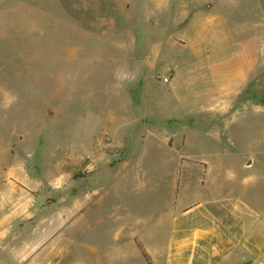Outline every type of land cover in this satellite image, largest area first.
Wrapping results in <instances>:
<instances>
[{"label": "rangeland", "instance_id": "obj_1", "mask_svg": "<svg viewBox=\"0 0 264 264\" xmlns=\"http://www.w3.org/2000/svg\"><path fill=\"white\" fill-rule=\"evenodd\" d=\"M157 1L0 0V156L40 173L32 194L6 179L0 218L17 198L20 218L66 223L62 210L78 194L54 188L91 192L81 221L55 226L53 264H81L94 247L112 255L133 223L146 230L168 204L174 144L199 150L192 130L207 122L222 81L212 60L223 53L240 96L230 104L242 113L233 133L264 132V0H225L196 16L197 0H165L168 19ZM174 35L177 62L167 54Z\"/></svg>", "mask_w": 264, "mask_h": 264}, {"label": "crops", "instance_id": "obj_2", "mask_svg": "<svg viewBox=\"0 0 264 264\" xmlns=\"http://www.w3.org/2000/svg\"><path fill=\"white\" fill-rule=\"evenodd\" d=\"M197 1L194 16L205 9L216 12L225 0ZM171 4L172 1L158 0L154 10L161 19H168ZM196 33L191 31V35ZM175 40L174 35L167 54L177 62L181 55L172 53L178 44ZM151 49L148 61L155 59V48ZM212 65L222 70V81L213 89L214 103L207 122L192 130L203 138L199 150L192 154L179 151L188 139L174 144L178 152L170 158L175 169L169 174L173 190L168 204L158 214L148 215L146 230L141 231L138 222L133 223L130 234L117 239L115 253L104 258L100 248L94 247V255L87 254L88 260L81 264H264V132L258 135L257 127L262 125L254 124L256 134L252 139L233 133L232 121L239 120L242 113L230 106L232 98L240 97L231 87L230 54L213 59ZM167 142L170 145L172 140ZM241 152L248 157L235 155ZM5 159L0 156L2 215H7L1 201V197H6L7 178L12 183H22L31 194L40 187L38 171L22 173L17 159L10 167ZM70 190L68 193L54 188L64 195L78 194L62 210L67 215L66 223L58 218H20L21 200L12 201L14 210L8 217L0 218V264H53L50 257L59 241L55 226L73 225L76 216L81 221L86 201L91 197L90 191ZM15 191L21 197V191ZM162 227L165 233L161 236Z\"/></svg>", "mask_w": 264, "mask_h": 264}, {"label": "trees", "instance_id": "obj_3", "mask_svg": "<svg viewBox=\"0 0 264 264\" xmlns=\"http://www.w3.org/2000/svg\"><path fill=\"white\" fill-rule=\"evenodd\" d=\"M139 247H140V250H141L142 254L147 257L145 251L141 248V246H139Z\"/></svg>", "mask_w": 264, "mask_h": 264}, {"label": "water", "instance_id": "obj_4", "mask_svg": "<svg viewBox=\"0 0 264 264\" xmlns=\"http://www.w3.org/2000/svg\"><path fill=\"white\" fill-rule=\"evenodd\" d=\"M132 96H135V93H133Z\"/></svg>", "mask_w": 264, "mask_h": 264}]
</instances>
